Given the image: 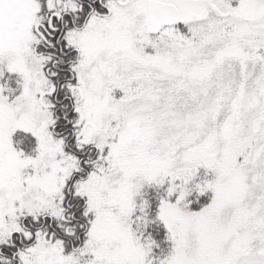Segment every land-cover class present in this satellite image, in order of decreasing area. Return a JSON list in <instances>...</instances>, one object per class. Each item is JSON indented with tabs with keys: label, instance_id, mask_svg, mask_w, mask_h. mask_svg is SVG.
<instances>
[{
	"label": "snow or ice",
	"instance_id": "obj_1",
	"mask_svg": "<svg viewBox=\"0 0 264 264\" xmlns=\"http://www.w3.org/2000/svg\"><path fill=\"white\" fill-rule=\"evenodd\" d=\"M0 264H264V0H0Z\"/></svg>",
	"mask_w": 264,
	"mask_h": 264
},
{
	"label": "trees",
	"instance_id": "obj_2",
	"mask_svg": "<svg viewBox=\"0 0 264 264\" xmlns=\"http://www.w3.org/2000/svg\"><path fill=\"white\" fill-rule=\"evenodd\" d=\"M203 199H205V198L202 197V200ZM150 230L152 231L154 238H156L158 240V242L161 243V246L165 247L164 246L165 241H164V237H163L162 227L159 225H153V227Z\"/></svg>",
	"mask_w": 264,
	"mask_h": 264
},
{
	"label": "rangeland",
	"instance_id": "obj_3",
	"mask_svg": "<svg viewBox=\"0 0 264 264\" xmlns=\"http://www.w3.org/2000/svg\"><path fill=\"white\" fill-rule=\"evenodd\" d=\"M201 174H203V170H201ZM156 189H149V193L150 195L153 197V199L155 198V195H156ZM153 227V226H152ZM164 246H166V242L164 243Z\"/></svg>",
	"mask_w": 264,
	"mask_h": 264
}]
</instances>
